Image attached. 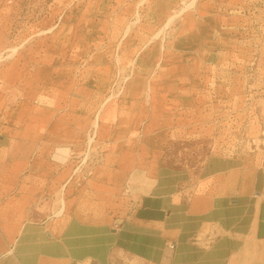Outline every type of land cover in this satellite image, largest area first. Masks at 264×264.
Returning a JSON list of instances; mask_svg holds the SVG:
<instances>
[{
	"label": "crops",
	"instance_id": "crops-1",
	"mask_svg": "<svg viewBox=\"0 0 264 264\" xmlns=\"http://www.w3.org/2000/svg\"><path fill=\"white\" fill-rule=\"evenodd\" d=\"M216 22L202 19L193 38ZM169 37L133 56V75L146 67L141 93L128 84L95 127L62 121L72 84L50 64L1 84L0 264H264V149L254 161L211 154L187 172L161 156L179 138V28ZM89 140L95 155L81 158ZM136 167L149 178L140 194L124 188Z\"/></svg>",
	"mask_w": 264,
	"mask_h": 264
},
{
	"label": "rangeland",
	"instance_id": "rangeland-1",
	"mask_svg": "<svg viewBox=\"0 0 264 264\" xmlns=\"http://www.w3.org/2000/svg\"><path fill=\"white\" fill-rule=\"evenodd\" d=\"M211 16L210 34L193 38ZM178 28L179 138L162 158L178 160L184 172L211 154L254 161L264 149V0H0V91L14 86L6 80L17 72L50 64L72 84L71 114L62 121L95 127L101 102L123 97L133 56ZM213 47L226 53H208ZM91 140L81 158L95 155Z\"/></svg>",
	"mask_w": 264,
	"mask_h": 264
},
{
	"label": "bare ground",
	"instance_id": "bare-ground-1",
	"mask_svg": "<svg viewBox=\"0 0 264 264\" xmlns=\"http://www.w3.org/2000/svg\"><path fill=\"white\" fill-rule=\"evenodd\" d=\"M193 4V1L190 2V5ZM188 7V6H187ZM185 8L182 9V11H184ZM181 11V12H182ZM179 14V12L177 14L174 15H169L167 17L168 22H171L172 20L175 19V17ZM187 19V18H186ZM187 26L188 23L186 22L184 27H183V32L187 30ZM51 29V28H50ZM156 45H153V47H155ZM151 50H148L145 52L144 54V58L142 59V61L146 62L148 60V56H150ZM146 55V57H145ZM145 63L143 65H141L140 69H138L135 74L133 75L131 82L129 83V86L127 87V92L126 95H132V96H136L138 94L141 93V89L144 86V82H143V78H144V70H145ZM149 92L152 93L153 96V100H155L156 98V89L154 86L150 85L149 86ZM112 97H108L107 99H105L99 106V109L96 112V117H95V123L97 121V126H98V119L100 116V111L105 107V105L109 102V100ZM119 153V149H115L114 151H111L108 154L109 159H111L113 156H117ZM132 162L131 159L129 158H124L122 160H120V164L125 166V165H130V163ZM138 171H143L142 168H132V172L131 174H129V176L127 177L126 181H125V190L128 192H132V193H138L140 194L141 192H144L146 187L148 186L147 184H145V180L149 179L143 177V176H138L137 174H139ZM142 174V173H141ZM150 177V176H147ZM63 206H64V202H63ZM64 210V207L61 209V212Z\"/></svg>",
	"mask_w": 264,
	"mask_h": 264
},
{
	"label": "built area",
	"instance_id": "built-area-1",
	"mask_svg": "<svg viewBox=\"0 0 264 264\" xmlns=\"http://www.w3.org/2000/svg\"><path fill=\"white\" fill-rule=\"evenodd\" d=\"M93 133H94V131H93ZM94 136H92V138H93Z\"/></svg>",
	"mask_w": 264,
	"mask_h": 264
}]
</instances>
